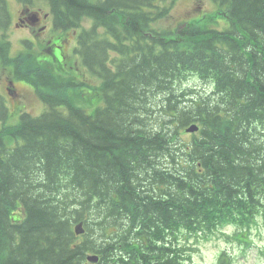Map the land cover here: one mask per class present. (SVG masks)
<instances>
[{"label":"trees","instance_id":"1","mask_svg":"<svg viewBox=\"0 0 264 264\" xmlns=\"http://www.w3.org/2000/svg\"><path fill=\"white\" fill-rule=\"evenodd\" d=\"M46 1L54 28L82 29L79 62L64 75L0 46V79L49 107L0 131V264H190L218 233L248 250L264 222V0H212L226 30L207 12L175 22L165 0ZM192 77L209 88L183 89Z\"/></svg>","mask_w":264,"mask_h":264},{"label":"rangeland","instance_id":"2","mask_svg":"<svg viewBox=\"0 0 264 264\" xmlns=\"http://www.w3.org/2000/svg\"><path fill=\"white\" fill-rule=\"evenodd\" d=\"M5 3L6 1L3 0ZM40 4L43 7V10L46 12L49 11L47 2L45 0H39ZM168 1L163 3L160 6H169L171 8L170 18H173L175 22L185 20L193 16H199L202 13H205V19H209L205 29L214 28L217 30H226L230 28V20L226 16V11L217 12V7L212 0H165ZM10 3L13 12L18 15L19 7L13 6L12 0H8ZM7 4V3H6ZM169 18V19H170ZM83 25L88 28L89 23H83ZM31 29L27 30L25 28L19 27V31L15 33L11 31L0 32V38L4 41H0V46L10 43L11 52L13 50L20 49L22 44V39L25 38L28 34H31ZM12 35V37H11ZM40 40V39H39ZM88 40V38L86 39ZM41 42V40H40ZM77 43V37H76ZM45 50V44L42 43L40 46V52ZM21 54L30 53L20 51ZM66 61H69V58H72V61L79 62L78 56L73 55V48L70 44L66 45L65 48ZM102 59V58H101ZM90 60V59H89ZM93 64L95 61L90 60ZM59 72H62L64 75L69 73L64 71L61 66H57ZM62 82L65 79H61ZM87 81V79L85 78ZM10 79L4 77L0 79V95H5L8 93L9 89H14L16 94L13 97L8 95V106L11 111L18 108L24 113H29L32 116H39L44 114L47 111V106L42 102V100L36 95L33 88L26 81H15L14 88L9 85ZM201 87H208L209 84L199 80L196 77L190 78L187 82L182 85L183 89L194 90L196 94L202 92ZM36 90V89H35ZM37 92V91H36ZM3 97V96H2ZM171 101V100H169ZM172 102V101H171ZM98 103H95V105ZM19 122L17 118L11 117L9 121H5L4 124L0 123V131L9 130L11 127L16 125ZM191 134L185 132L184 139H190ZM234 228H228L227 231L233 232ZM252 238L254 239V244L248 250H243V244H239L234 240H227L221 233H218L215 237L210 240L200 242L192 241L196 247L195 252L192 255V261L190 264H216L219 258L220 253L224 250L232 254L235 258V264H264V222H260L258 227L252 231Z\"/></svg>","mask_w":264,"mask_h":264},{"label":"flooded vegetation","instance_id":"3","mask_svg":"<svg viewBox=\"0 0 264 264\" xmlns=\"http://www.w3.org/2000/svg\"><path fill=\"white\" fill-rule=\"evenodd\" d=\"M28 5V4H27ZM27 9L31 12H33L35 15H33L31 12L28 11H22L19 13L17 17V21L19 24H17V27H24L27 30H32L31 33H36L37 35L44 36L48 33H51L52 28V18L51 16L43 10V7L40 3H35V1L32 2V4H29ZM46 13H45V12ZM49 15V16H48ZM67 37H61V36H55L54 37V55L55 58L58 60H62L63 57V48H66V45L63 46L67 42ZM34 43V50L40 49V46L42 43L45 44V49L48 47L50 50H52V47L50 46L52 41L48 40L46 42L45 39H41L40 41L33 42ZM48 45V46H47ZM47 46V47H46ZM16 94L14 91L12 95Z\"/></svg>","mask_w":264,"mask_h":264},{"label":"water","instance_id":"4","mask_svg":"<svg viewBox=\"0 0 264 264\" xmlns=\"http://www.w3.org/2000/svg\"><path fill=\"white\" fill-rule=\"evenodd\" d=\"M199 131V127L194 124V125H191L189 128H187L186 132L188 133H196ZM84 227H83V224L80 223L79 225L76 226V229H75V232L77 235H81V234H84ZM87 260L90 261L91 263H97L99 261V256L97 255H88L87 256Z\"/></svg>","mask_w":264,"mask_h":264},{"label":"bare ground","instance_id":"5","mask_svg":"<svg viewBox=\"0 0 264 264\" xmlns=\"http://www.w3.org/2000/svg\"><path fill=\"white\" fill-rule=\"evenodd\" d=\"M86 230V229H85ZM86 232V231H85Z\"/></svg>","mask_w":264,"mask_h":264}]
</instances>
